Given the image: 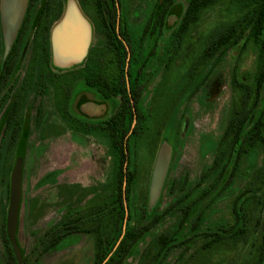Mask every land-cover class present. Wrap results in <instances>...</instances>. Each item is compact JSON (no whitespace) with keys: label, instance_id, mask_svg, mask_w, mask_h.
<instances>
[{"label":"rangeland","instance_id":"obj_1","mask_svg":"<svg viewBox=\"0 0 264 264\" xmlns=\"http://www.w3.org/2000/svg\"><path fill=\"white\" fill-rule=\"evenodd\" d=\"M43 1L38 0L36 4L30 29L35 28ZM69 1L63 0L64 12ZM74 1L80 8L79 0ZM120 4L125 29L138 42L149 18L152 17L153 22L159 12L158 0H120ZM187 4L188 0H176L166 16L162 34L152 35L151 39L143 41L144 49L151 45L157 50L152 54V49L143 76L147 82L139 109L146 114V119L140 118V124L148 127L149 137L143 134L134 145L131 156V165L137 172L133 205L135 209L146 207L149 212L158 206L162 215L136 242L124 264H247L255 260L258 245L264 243L263 210L259 215L260 222L258 216L253 221L247 244L235 246L227 242L208 251L199 247L207 235L236 223L235 210L240 212L242 201L251 194L242 195L253 171L262 164L263 152L260 147L254 148L242 158L230 188H217L199 199L212 177H208L201 186L198 182L213 161L235 102L242 97L240 89L234 88V73L240 81L251 84L256 72L257 51L252 45L242 52L239 49L229 51L207 75L203 85L195 90L212 67L213 61L207 67L201 59L209 35L217 26L231 22L238 14L232 12L229 2L206 10L201 21L194 24L184 37L181 48L176 50L169 39ZM56 12L58 14L59 9ZM29 39L15 74L0 92V264H8L3 229L9 209L11 176L21 143L25 144V158L17 241L24 264H94L95 236L90 233L77 232L64 237L47 251L43 248L46 231L66 217L74 219L85 214L94 195L112 179L110 139L100 131L85 134L71 129L59 113L57 88L49 79L47 89L39 92L38 71L42 50L34 43L32 33ZM104 42L102 29L96 27L94 33L91 27L90 46L94 50H102L97 54H106L107 68L115 71L113 53L105 48ZM3 48L5 50L2 28L0 54ZM145 58L146 51L142 53L141 61ZM73 65L79 66V63ZM32 66L33 79L17 115L23 130L13 140L14 126L6 130L8 116L15 95L27 80L26 75ZM50 67L57 74H63V81L67 84L69 78L65 69L69 71V67H57L53 51ZM120 102L118 95L110 99L97 96L87 88L82 77L72 83L69 106L75 116L94 122L104 121ZM89 103L102 106L101 111L89 112L86 109ZM259 105L261 109L264 106L263 90ZM40 106H43L44 115L38 122ZM164 143L171 146V162L159 200L150 211L152 173ZM190 190L192 192L186 203H193L191 219L178 233L176 229L181 211L165 212V209ZM241 222L237 223L240 225ZM169 230L177 232L182 242H175L158 256L154 239ZM194 233L199 236L192 237Z\"/></svg>","mask_w":264,"mask_h":264},{"label":"trees","instance_id":"obj_2","mask_svg":"<svg viewBox=\"0 0 264 264\" xmlns=\"http://www.w3.org/2000/svg\"><path fill=\"white\" fill-rule=\"evenodd\" d=\"M92 2L97 5V9L101 10V28L105 35L104 45L105 48L113 53V61L117 63V66L115 71L110 70V68L106 67L108 65L107 55L97 54V56H101L102 71L98 73L93 68L94 70L90 71L92 72L90 73L87 69L81 72V76H84L87 83L92 85V87L96 85V77L98 75L101 77L103 99L121 95L120 104L107 120L94 122L75 116L70 111L69 106L70 86L63 81L64 77L62 75L57 74L50 67L49 31L54 22L62 15L64 10L63 0H44L42 2L37 26L33 31V27L30 29V24L38 0H29L25 17L9 53L4 56L5 50L3 48L0 54V92L15 74L16 65L32 33L34 43L42 50V63L38 71L39 92L47 89L48 79L52 81L57 88V105L61 117L73 130L85 134L94 131L102 132L110 139L113 158V174L110 182L94 195L85 214L78 215L74 219L66 217L58 225L52 226L46 231V244L43 250L47 251L56 246L68 235L86 232L95 236L94 264H124L136 242L147 232L151 225L158 221L162 214L159 213L158 206L149 212L146 207L135 209L133 205V188L137 181V172L131 165V156L134 151V145H136V142L143 134L145 133V136L149 137L147 126L140 124V118L145 120L146 114L137 107L138 97L141 98L142 89L138 88L136 90L130 82L131 95L128 90L125 78L127 49L116 33L114 21L110 19L116 13L114 0H92ZM175 2L176 0H158L159 12L156 17V23L152 27L153 33L157 30V26L163 25L164 18H166ZM224 2H229V8L238 15L231 22L217 26L213 33L209 35L201 59L207 64V67L213 61L212 67L197 84L195 90L203 85L207 75L221 63L231 50L236 51L239 49L242 52L252 45L257 51L256 72L251 84L240 81L237 78V73H234L233 85L236 90L240 89L242 97L238 102H235V108L231 111L228 125L217 147L213 161L198 182V186H201L208 177H212L208 187L199 195V199L205 198L217 188L221 187L222 190L230 188L238 174L242 158L246 157L252 149L260 147L263 152V160L261 166L253 171L247 188L242 193V195H245L251 192L249 198L242 201L240 212L235 210L236 223L242 222L240 225L235 223L232 226H224L220 230L207 235V238L199 246L206 251L220 247L227 242L235 246L247 244L253 221L258 216L259 223V215L264 210V106L262 105L263 108L261 109L259 105L260 92L261 90L264 92V0H188L180 22L172 31L169 40H171L173 47L179 50L184 37L194 24L201 21L203 13ZM57 9H59V13L54 14L53 11ZM106 10L113 12L110 13L111 16L106 14ZM1 35L2 28L0 24V37ZM90 57L92 58L91 62H93L94 53ZM33 69L34 66L31 67V70L26 75L25 79L27 80H25L22 88L15 95L8 116L6 130L14 126L12 130L13 140L23 130L22 123L17 115L23 98L28 92V87L31 85ZM74 80L70 79L69 83H73ZM131 99L134 101L139 119L130 134L134 117ZM38 111V122H40L44 115L43 106H40ZM127 136L128 139H126ZM24 145V143H21L19 148L21 146L25 148ZM126 163L128 164L125 171ZM125 182L126 187L124 189ZM223 183L225 184L222 186ZM191 192L190 190L185 195L178 197L175 202L165 209V212L181 211V218L176 229L178 233L191 219L193 203H189L190 201L186 203V199ZM126 203L129 209L128 221L126 232L120 240L126 218ZM5 221L3 238L7 262L8 264H18L8 237L7 220L5 219ZM176 233L169 230L154 239L158 256L172 247L175 242H182V237L177 236ZM194 236L199 235L194 233L192 237ZM247 264H264V243L258 245V254L255 260Z\"/></svg>","mask_w":264,"mask_h":264},{"label":"water","instance_id":"obj_3","mask_svg":"<svg viewBox=\"0 0 264 264\" xmlns=\"http://www.w3.org/2000/svg\"><path fill=\"white\" fill-rule=\"evenodd\" d=\"M29 0H0V19L5 37V53L7 56L25 17ZM91 41V27L83 16L74 0H70L63 17L52 31V51L54 64L65 68L75 63H80L86 57ZM27 45L25 47V50ZM24 50V52H25ZM128 77V74H127ZM129 84V79H128ZM86 109L92 113H99L102 106L95 103L86 105ZM87 111V112H88ZM172 157V149L164 143L159 150L150 183L149 210L155 207L159 200L162 188L168 175ZM25 148L21 146L17 153L16 163L10 182V200L7 215V233L12 244L18 264H24L23 255L17 241V226L19 210L22 199V182L24 169ZM125 165V171L127 169ZM126 182L124 184V189ZM129 209L126 203V218L123 225V234L126 232ZM119 240V242H120ZM118 242V243H119Z\"/></svg>","mask_w":264,"mask_h":264},{"label":"flooded vegetation","instance_id":"obj_4","mask_svg":"<svg viewBox=\"0 0 264 264\" xmlns=\"http://www.w3.org/2000/svg\"><path fill=\"white\" fill-rule=\"evenodd\" d=\"M79 5L81 8V13L86 17V19L90 23V25L92 27V31L95 33L96 27L102 29L101 28L102 19H101V15H100L101 10L97 9V5H94L92 0H84V3H83V0H79ZM114 5L116 8V13H115V15H112V17H110V19L112 21H114L113 23L115 26L116 33L118 34V37L124 42L126 49H127L128 55H127L126 64H125V78L127 81L128 90H129V93L131 95V89L130 88L132 85L136 90L138 88L142 89V94H143V90L145 89V85H146L145 83L147 82V80L144 79L143 76L145 75V71L147 70L148 61L151 58L150 53H151L152 49H153L152 54L157 50L156 46H151V45L149 47L147 46L148 48L146 47V49H144L143 48L144 47L143 41H145V39H147V40H149V38L151 39L152 35H153V37H154V35H161L162 31L165 28L166 18H164L163 25L159 24L160 26H157L156 33H153L152 27L156 23V17L157 16H155L153 22H152V17H150L148 22H147L146 27L144 28L143 32L141 33L139 41L137 42L136 39H134V37L131 34H129L125 29V24H124L125 22H124V19L122 17L123 15L121 16V11H120V9H121L120 0H114ZM40 11H39V13H40ZM53 12H54V14L57 13L56 10H54ZM105 12L108 16H111L110 13H113L112 11H109V10H106ZM63 14H64V10L62 11L61 17L54 22V24L52 25V27L50 28V31H49L48 41H49V45H50L51 55H52V39H51L52 30H53L54 26L56 25V23L62 18ZM37 22H38V20L36 21L35 28L37 26ZM35 28H32V31L35 30ZM34 32H33V34H34ZM103 35H104V33H103ZM104 39H105V35H104ZM144 51H146V58H145V60L143 59V61H141L142 53ZM97 52L101 53L102 50H97L96 48L94 50V48L92 46H90L89 50H88V54L83 59V61L81 63H79V66L73 65L72 68L71 67L68 68L69 71H66V69H65V72H66L65 74H68L69 80L82 77L84 79V82H85L87 88L94 91L97 96L103 98L104 93L101 90V77L99 75L96 77L97 78L96 82H95L96 85H95V87H92V85L87 83V81L85 80V77L81 76V72L86 71L87 69L89 72L93 71L94 69L98 73H100L102 71L101 56H97ZM93 53H94L95 57H93V62H91L92 58L90 56H93ZM113 62H115V61H113ZM115 64L117 66L116 62H115ZM106 67H107V65H106ZM80 68H81V70H80ZM78 69L80 71H78ZM129 72H130V75H129ZM90 73H92V72H90ZM127 74H128V77H127ZM61 75L64 77L63 74H61ZM128 79H129V84H128ZM69 80H68L67 84L71 88L72 83L70 84ZM130 82H131V85H130ZM142 94L140 95L141 98L138 97V106H137L138 109L140 108V104H141V100H142ZM114 96H117V95H114ZM118 96H120V98H121V95H118ZM131 101L133 104L134 117H133V121H132V128H131L130 134L132 133V130L136 126L138 119H139L138 114L136 113V107L134 106L133 99H131ZM126 139H128V136Z\"/></svg>","mask_w":264,"mask_h":264},{"label":"crops","instance_id":"obj_5","mask_svg":"<svg viewBox=\"0 0 264 264\" xmlns=\"http://www.w3.org/2000/svg\"><path fill=\"white\" fill-rule=\"evenodd\" d=\"M83 16H84V15H83ZM62 17H63V16H62ZM85 18H86V17H85ZM59 21H60V20H59ZM59 21H58V22H59ZM87 21H88V20H87ZM58 22H57V23H58ZM57 23H56V24H57ZM88 23H89V22H88ZM55 26H56V25H55ZM55 26H54V27H55ZM53 29H54V28H53ZM52 31H53V30H52ZM51 39H52V36H51ZM89 47H90V46H89ZM88 50H89V49H88ZM87 54H88V53H87ZM82 61H83V60H82Z\"/></svg>","mask_w":264,"mask_h":264}]
</instances>
